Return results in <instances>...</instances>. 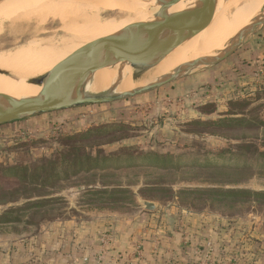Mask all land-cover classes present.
Segmentation results:
<instances>
[{"label": "rangeland", "instance_id": "obj_1", "mask_svg": "<svg viewBox=\"0 0 264 264\" xmlns=\"http://www.w3.org/2000/svg\"><path fill=\"white\" fill-rule=\"evenodd\" d=\"M92 12L89 15L101 22L133 16L106 9ZM84 40L63 31L61 21L50 16L43 22L34 17L25 22L0 21V55L40 41L63 52L89 42ZM7 74L0 71V78ZM18 87L21 84L13 90ZM229 117L243 122L219 124ZM9 126H0V178L9 183L19 180L4 171L12 166H27L32 173L55 156L107 159L121 154L126 146L172 154V165L164 170L165 161L159 165L145 161L149 163L145 166L106 161L88 172L85 167L71 168L67 179L50 184L1 187L0 214L28 201L53 199V213L44 219L41 229L24 222L0 225L2 264L24 244L35 246L23 258H31L37 249L39 253L22 264H52V257L61 252L56 254L54 246L51 251L44 249L55 234L64 249L67 237L75 240L90 231L99 233L98 249L87 247L86 255L92 252L105 258L115 253L119 259L120 239L115 233L121 217L144 226L140 229L143 235H154L148 225L153 222L159 230L165 228L187 238L190 246L195 242L193 223L211 226V239L219 238L224 244L221 248L227 260L223 263L239 264L238 258L247 257L249 246L244 243L250 244L252 235L258 236V228L264 227V198L255 193L264 192V159L260 156L264 154V29L223 63L190 78L126 101L40 116L37 123L22 130ZM218 148L234 150L240 157L210 158ZM97 189L105 193L92 195ZM189 190H246L252 194L216 204L212 197L179 194ZM12 199L16 203H9ZM145 202L155 208L148 210ZM211 239L205 248L193 245L199 253L204 251L202 264H220V246ZM86 255L66 264H87Z\"/></svg>", "mask_w": 264, "mask_h": 264}, {"label": "water", "instance_id": "obj_2", "mask_svg": "<svg viewBox=\"0 0 264 264\" xmlns=\"http://www.w3.org/2000/svg\"><path fill=\"white\" fill-rule=\"evenodd\" d=\"M4 1L0 0V5ZM229 1L152 0L145 9L148 11L147 18L87 42L51 70L31 76L0 68L8 74L27 76V84L40 87L35 95L0 94V126L86 106L126 101L218 66L264 29V8L222 49L200 55L153 79H141L151 63L154 65L165 60L203 32ZM180 2H183L182 9L174 10ZM124 63L132 66V80L137 84L125 91L121 90L124 79L118 75ZM106 69L117 74L104 88L94 89L97 74ZM145 206L148 210L155 208L151 202H145Z\"/></svg>", "mask_w": 264, "mask_h": 264}, {"label": "bare ground", "instance_id": "obj_3", "mask_svg": "<svg viewBox=\"0 0 264 264\" xmlns=\"http://www.w3.org/2000/svg\"><path fill=\"white\" fill-rule=\"evenodd\" d=\"M151 2L152 0H98L97 2L79 0H5L0 5V21L25 22L34 17L39 22H43L50 16L61 21L63 31L83 37L85 38L84 41H93L147 18L148 11L145 9L148 8ZM182 7L183 2H180L175 6L174 10H181ZM262 7H264V0H230L203 32L186 45L176 49L165 60L154 63V65L151 63L148 70L142 74L141 79L143 81L153 79L189 60L198 58L200 55H206L209 52L222 49L225 43L248 24ZM102 9L103 11L105 9L124 11L133 14V16L120 21L110 19L101 22L97 16L89 15V12H100ZM79 20H83L84 24L80 25L78 23L80 22ZM82 46V44H76L69 47L66 51L56 52L50 47H45L44 41H40L35 46L20 48L7 55H0V68L14 70L22 75L31 74V76H34V74L51 70ZM133 71L132 66L128 63L121 65V72L118 74L124 79L121 90H131L137 86L132 80ZM116 74L114 70L99 71L94 83V89L100 90L104 88ZM5 75H1L0 78L1 95H35L40 91V87L27 84V76ZM17 84H21V87L13 90Z\"/></svg>", "mask_w": 264, "mask_h": 264}, {"label": "crops", "instance_id": "obj_4", "mask_svg": "<svg viewBox=\"0 0 264 264\" xmlns=\"http://www.w3.org/2000/svg\"><path fill=\"white\" fill-rule=\"evenodd\" d=\"M39 119L40 117L30 118L22 122L9 124V127L10 130L28 128L37 123ZM150 213L151 212L148 214ZM104 222L105 221L102 223ZM148 225L154 235H143L144 232H141L140 229L144 228V226H140L127 218L121 217V226H119L118 233L117 231L115 233L116 238L120 239L119 248L121 250V258L119 259L115 253L107 255L105 258H98L96 255L91 254L92 252L86 255L87 247L89 250L93 251L98 249L96 237L99 233L95 230V232L90 231L83 233L75 240L72 237H67L64 249H62V242L58 244V234H55L52 243H49L44 250L51 251L52 246H54L55 250H58H56V254L61 252V254L58 253L57 256L52 257L54 259L52 264H66L68 261L79 259V257L85 255L87 264H202L204 251L199 253L198 249H195L193 245L200 246V248L206 247L207 241L212 237L210 236L212 232L211 226L209 227L204 224L195 225L193 223L191 230L194 231L195 234L192 240H195V242L190 246L187 238H183L182 236L179 237L177 232H166L165 228L164 231L159 230L160 227H157L153 222ZM154 229H158L159 231H155ZM258 231V236L252 235L250 244L244 243L245 246H249L247 248V257H245L246 259L238 258L239 264H264V227L258 228ZM59 233L61 232L59 231ZM213 239L214 242L220 246L218 251V260L220 264H227L228 262L223 263L224 260H227L223 252L224 248H221L224 244H221L222 242H220V240L217 241L219 238L216 239V237H214L211 240L213 241ZM34 246L35 244H24L19 246L21 250L19 249L14 253L12 252L10 258L9 256L6 257L4 261L5 264H22L32 257L34 258L35 255L39 253L38 249V252H33L34 254L31 258H23V254H28ZM41 249L43 248L41 247ZM2 263L3 262L0 261V264Z\"/></svg>", "mask_w": 264, "mask_h": 264}, {"label": "trees", "instance_id": "obj_5", "mask_svg": "<svg viewBox=\"0 0 264 264\" xmlns=\"http://www.w3.org/2000/svg\"><path fill=\"white\" fill-rule=\"evenodd\" d=\"M232 116V115H231ZM220 122V123H219ZM219 124H236L243 122L239 118H223L219 120ZM215 124L214 122H210L209 124ZM20 128L19 130H22ZM25 129V128H24ZM241 150L248 151V147H242ZM73 156V155H71ZM264 159V154L260 155ZM215 157L217 159H224L226 157L238 159L239 154L234 152L231 149H223L218 148V150L211 153L210 156ZM133 161V163L146 165V164H156L159 165L165 161V165L163 169H168L170 165H172V154L162 155L157 154L155 152H148L147 149L140 148L138 146H126L121 148V154L110 156L109 158H94L92 156H87L85 159L81 160L77 156H73L72 158L69 156H55L53 160H50L45 165L38 166L32 173L29 172V168L27 166H22L21 164L12 166L4 169L7 175H17L19 179L18 182L9 183L4 181L5 178H0V188L5 186L7 189H14L19 185L31 184V185H39L42 183L50 184L56 180L67 179V171L69 169H77L78 167H85L86 171H90L93 167H99L103 162L106 161ZM149 161V163L145 162ZM142 163V164H141ZM135 166V165H134ZM48 172V173H47ZM12 187V188H11ZM7 193V192H6ZM17 194V192H14ZM104 190H96L92 192V195H102L104 194ZM121 193H126V191H122ZM258 197L264 198V192H255ZM180 195H185L189 197L196 196H208L214 198L212 201L214 203H223L226 202V199L242 197L246 195L252 194L246 190H189L182 191L179 193ZM11 199V198H10ZM10 200L9 203H16ZM52 201L53 199H43L36 201H28L27 203L10 207L4 210L0 214V225H9L15 223H26L28 226H42V222L46 217H51L52 211ZM228 202V201H227Z\"/></svg>", "mask_w": 264, "mask_h": 264}]
</instances>
